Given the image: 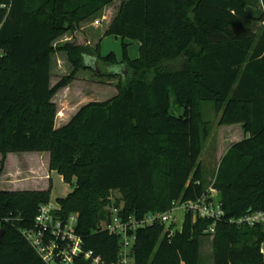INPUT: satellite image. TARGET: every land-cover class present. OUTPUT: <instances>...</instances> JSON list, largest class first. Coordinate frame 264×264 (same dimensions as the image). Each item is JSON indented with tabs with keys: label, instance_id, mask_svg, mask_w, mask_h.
I'll return each mask as SVG.
<instances>
[{
	"label": "trees",
	"instance_id": "obj_1",
	"mask_svg": "<svg viewBox=\"0 0 264 264\" xmlns=\"http://www.w3.org/2000/svg\"><path fill=\"white\" fill-rule=\"evenodd\" d=\"M115 1L0 0V177L9 154L49 152L50 172L73 187L57 200L61 217L79 215L84 250L115 264L120 238L99 231L110 220L109 193L124 195L125 219L165 213L208 193L201 105L212 102L219 126L241 125L245 135L223 156L212 186L225 211L214 264H264L262 227L229 223L264 211V15L251 16L247 0H123L105 36L141 46L132 60L124 44L119 63L79 34ZM68 33L77 40L62 50L74 68L84 59L85 69L121 82L113 99L87 104L56 128L53 99L72 78L51 86L53 45ZM52 188L50 180L47 191H0V264H46L23 232L34 229ZM212 224L188 215L173 237L160 224L140 229L134 264H200L201 239ZM75 264L92 263L81 257Z\"/></svg>",
	"mask_w": 264,
	"mask_h": 264
},
{
	"label": "rangeland",
	"instance_id": "obj_2",
	"mask_svg": "<svg viewBox=\"0 0 264 264\" xmlns=\"http://www.w3.org/2000/svg\"><path fill=\"white\" fill-rule=\"evenodd\" d=\"M122 2L121 0L115 2L106 10H103L95 17L84 22L79 32L86 40L85 45L92 50H96L98 47L102 57H107L111 53H114L119 63L125 58L124 44L128 45L126 52L130 58L135 59L139 56V44L137 42L105 36L109 25L117 17ZM247 3V10L252 16L260 17L262 15V0H247ZM76 40L72 33H68L53 45L55 51L51 62V86L55 87L62 80L72 78L67 88L59 91L53 99L58 112L56 119L57 128L64 126L87 104L92 102H106L113 99L118 94L117 86L121 82L120 77H99L93 70L85 69L84 59L81 61L79 68H74L69 61L67 53L62 49L66 45L73 44ZM89 64L93 65V62ZM99 69L102 72H106L105 66L100 65ZM201 111L203 119L207 123L209 136L204 139L200 164L202 166L205 189L207 192H211L220 159L228 151L233 142L243 140V137H239L241 136L239 132L230 133L231 127L219 126L221 114H217L215 105L212 102L203 103L201 105ZM171 112L177 117L183 113L177 107H172ZM60 114H63L65 117H60ZM232 137L235 138L231 139ZM42 154H49V152ZM1 158L2 156L0 155V162ZM26 164L35 171L33 174L35 175L34 179L36 181L28 184L32 186L30 188H39L47 191L50 188V180L52 181L53 188L50 194V203L52 206H57L58 199L67 198L73 191V187L66 184L58 172H50L49 158L35 153H13L9 154V157L7 156L5 167L0 177V189L22 188L21 186H11L10 184L19 169L24 168L27 170ZM6 166L8 169L7 179L6 182H3L2 177L6 171ZM19 177L21 178V176ZM213 197L216 200H220L221 198L218 193L213 194ZM105 199L112 206L110 208H114V206L115 208L116 206H118L117 208H123L125 205L124 195L118 191L109 193ZM177 219L179 226H181L183 222L182 216L178 214ZM165 231H167V227ZM213 240L214 238L208 236L201 239L200 264H214ZM262 251H264V244L262 245Z\"/></svg>",
	"mask_w": 264,
	"mask_h": 264
},
{
	"label": "built area",
	"instance_id": "obj_3",
	"mask_svg": "<svg viewBox=\"0 0 264 264\" xmlns=\"http://www.w3.org/2000/svg\"><path fill=\"white\" fill-rule=\"evenodd\" d=\"M4 52L0 51V61ZM211 190L197 201L188 203L175 202L173 207L165 213H150L142 219L122 217L123 208H109L110 220L103 224L99 231L120 238V257L115 264H134L132 251L140 229L157 224L167 227L166 233L173 237L181 232L188 215L197 220L212 221L213 224L205 231V235L214 238L217 223L225 218V211L220 200H216ZM59 205L51 203L40 207L35 219L34 229L24 231L23 234L38 252L46 264H75L76 260L84 257L92 264H105L103 259L93 252L84 250L83 238L77 233L79 215H72L65 219L60 215ZM182 216L183 222L179 226L177 215ZM232 225L255 227L264 230V211H251L240 219L229 221Z\"/></svg>",
	"mask_w": 264,
	"mask_h": 264
},
{
	"label": "crops",
	"instance_id": "obj_4",
	"mask_svg": "<svg viewBox=\"0 0 264 264\" xmlns=\"http://www.w3.org/2000/svg\"><path fill=\"white\" fill-rule=\"evenodd\" d=\"M117 1H120V0H116L115 2H117ZM121 1H123V0H121ZM114 2V3H115ZM113 3V4H114ZM113 4H111V5H113ZM110 5V6H111ZM110 6H108V7H110ZM108 7H106L104 10H106ZM248 11V10H247ZM249 13V12H248ZM250 14V13H249ZM251 15V14H250ZM262 15H264V5H263V7H262ZM261 15V16H262ZM252 16V15H251ZM260 16V17H261ZM253 17H255V16H253ZM256 18H259V17H256ZM264 25V24H263ZM109 27H110V25H109ZM109 27H108V29H109ZM128 41H131V40H128ZM133 42V41H132ZM138 44H139V49H140V46H141V44L139 43V42H137ZM138 58H139V56H138ZM138 58H135V59H132V60H136V59H138ZM71 121V120H70ZM70 121H68L66 124H68ZM65 124V125H66ZM240 126V127H239ZM62 127V126H61ZM229 127H231L230 128V133H234V132H236V133H240V135L241 136H239V137H243V139H244V137H245V135H244V132H243V130H242V126L241 125H235V126H229ZM57 128V127H56ZM60 128V127H59ZM236 137V136H235ZM235 137H232L231 139H234ZM239 141H241V140H237V142H239ZM234 143V142H233ZM232 143V144H233ZM236 143V142H235ZM35 154H40L41 156H44V157H47V158H49V160H50V154H42V153H35ZM226 154V153H225ZM224 154V155H225ZM8 157H9V155H8ZM223 158V157H222ZM222 158L220 159V162H221V160H222ZM220 162H219V164H220ZM27 166V170H25L24 168H22L21 170L19 169L18 171H17V173L14 175V177H13V180L11 181V186H21L22 188H17V189H15V188H12V189H0V191H13V192H25V191H29V192H42V191H45L44 189H39V188H30V187H32V186H30V185H28L30 182H34V181H36L34 178V172L35 171H33L32 170V168H30V166L28 165V164H26ZM218 168H219V165H218ZM218 168H217V170H218ZM7 166H6V171H5V173H4V175H3V177H2V181L3 182H6V179H7ZM217 173V172H216ZM19 176H21V178L19 177ZM37 176V175H36ZM216 176V175H215ZM214 180H215V178H214ZM263 253H264V251H263Z\"/></svg>",
	"mask_w": 264,
	"mask_h": 264
},
{
	"label": "water",
	"instance_id": "obj_5",
	"mask_svg": "<svg viewBox=\"0 0 264 264\" xmlns=\"http://www.w3.org/2000/svg\"><path fill=\"white\" fill-rule=\"evenodd\" d=\"M97 73L99 74V71L98 70H97ZM126 75H127V72H125V76ZM4 236H5V230H0V246L3 243Z\"/></svg>",
	"mask_w": 264,
	"mask_h": 264
}]
</instances>
